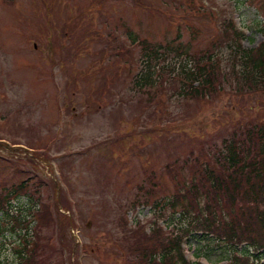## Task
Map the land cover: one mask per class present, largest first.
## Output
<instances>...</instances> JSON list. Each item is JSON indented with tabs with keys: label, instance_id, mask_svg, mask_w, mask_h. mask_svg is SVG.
<instances>
[{
	"label": "rangeland",
	"instance_id": "1",
	"mask_svg": "<svg viewBox=\"0 0 264 264\" xmlns=\"http://www.w3.org/2000/svg\"><path fill=\"white\" fill-rule=\"evenodd\" d=\"M262 18L264 0H0V190L28 180L12 210L28 192L53 211L41 264H132L151 227L168 237L180 225L151 207L174 192L171 165L213 149L236 119L264 121V91L177 98L165 82L142 95L133 75L145 51L213 50L228 25L255 48ZM22 231L0 213V264L18 263ZM225 248L183 244L201 264H223Z\"/></svg>",
	"mask_w": 264,
	"mask_h": 264
},
{
	"label": "trees",
	"instance_id": "2",
	"mask_svg": "<svg viewBox=\"0 0 264 264\" xmlns=\"http://www.w3.org/2000/svg\"><path fill=\"white\" fill-rule=\"evenodd\" d=\"M228 29L229 25L224 26L215 40L219 47L198 54L169 45L163 52L157 48L145 51L140 69L133 75V87L142 95L148 94L145 90H152L155 96L163 83L170 82L176 84L177 98L199 99L264 91V19L258 29L262 40L255 48H243L242 30ZM160 60L163 64H159ZM156 103L160 105V101ZM241 119L233 122L228 134L213 149L201 146L197 156L190 150L177 167L171 165L174 192L168 198L154 199L151 207L157 219L166 217V225L169 219L180 225L172 226L169 236L164 237L155 224L146 242L129 247L131 259L125 263L201 264L186 259L183 243L195 240L197 245L215 240L226 246L221 252L223 264H264V121ZM166 121L175 120L167 117ZM161 125L156 122L155 127ZM26 181L7 187V191L1 188L0 213L10 216L14 226L23 229L18 236L22 244L16 264H41L37 251L42 247L41 230L45 222L51 221L53 211L48 205L38 204V198L33 201L28 192L23 207L12 210L13 201H19V195L27 191ZM53 187L51 196L57 203L63 196L57 186ZM69 208L63 207L70 211ZM123 225L127 226L126 221ZM57 226L54 224L55 229ZM194 254L197 259L201 256L196 247Z\"/></svg>",
	"mask_w": 264,
	"mask_h": 264
}]
</instances>
